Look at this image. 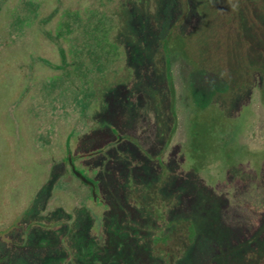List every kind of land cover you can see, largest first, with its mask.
I'll list each match as a JSON object with an SVG mask.
<instances>
[{"label":"rangeland","instance_id":"obj_1","mask_svg":"<svg viewBox=\"0 0 264 264\" xmlns=\"http://www.w3.org/2000/svg\"><path fill=\"white\" fill-rule=\"evenodd\" d=\"M16 4L12 14L14 0H0V32L9 15H18L10 18L9 30L20 39L0 53V226L3 237L11 241L0 236V264H264V0H16ZM34 8L37 15L31 20L27 16ZM76 9V29L67 33V24L73 21H65ZM20 19L23 22L19 23ZM90 20L99 25L94 32L101 40L99 47L110 45L114 49L112 61L107 62L104 49L101 53L94 47L95 62L89 63L84 56L75 72L71 50L82 40L80 28ZM171 32L175 33L170 36ZM39 37L46 39L47 45ZM164 40H169L171 46L176 43L170 62L179 111L168 150L163 152L172 132L166 124L167 113L160 114L158 129L157 124L149 122L143 133L139 124L128 131L120 119L113 118L112 125L119 129L120 136L131 141L145 138L149 144L162 134L159 157L146 170L156 177L174 167L177 190L182 187L184 192L187 188L190 210H186L183 199H173L185 206L170 214V219L191 214V241L179 246V240L171 245L167 241L152 243L153 224L159 227L161 236L170 235V231L161 229L160 222L165 220L158 221L151 214V199L144 200L146 204H135L132 194H126L141 189L137 188V172L143 167L137 165L135 155L125 151L131 143L115 144L119 136L103 122L102 115L103 103L109 104L108 96L114 99L113 95L122 94L123 103L121 67L128 66L137 77V64L145 56L150 66L159 61V68H163ZM155 46L161 54L153 59ZM62 48L69 63L64 69L60 68ZM195 68L209 71L206 76L197 75V83L214 81L215 71L231 89L240 79L249 80L251 87L241 93L236 105L228 101L221 108L218 105L222 120L214 138L220 153L212 154L204 167L191 174L195 163L190 160L187 144L193 106L183 99L187 81L195 80ZM68 72L71 77H66ZM158 74L162 76L161 69ZM160 97L162 110L166 99L162 93ZM90 100L92 112L85 107ZM103 126L106 130L102 134ZM40 127L41 131L46 127L45 135L38 133ZM105 147L104 154L99 152ZM70 148L74 155L96 154L84 156L86 159L81 161L90 165V178H102L98 191L111 207L120 204L123 193L129 202L125 222L130 234L127 242L121 243L125 252L107 246V222L117 215L106 214L99 207L102 205L91 200L90 186L74 178L69 165L63 162ZM224 148L230 157L222 152ZM113 155L117 166L110 168ZM104 156L106 164L102 162ZM120 161L128 164L129 170L121 187L120 182L113 183L115 175H107L115 173ZM150 168H154L152 174ZM93 170L99 171L96 178ZM190 174L194 178L188 186ZM174 180L171 177L170 184ZM63 190L77 191L78 198L63 197L59 201L57 194ZM20 210L22 216H18ZM19 228L29 230L19 237L14 231ZM19 238L23 247L15 246ZM140 248L143 260L132 255V251L140 254Z\"/></svg>","mask_w":264,"mask_h":264},{"label":"flooded vegetation","instance_id":"obj_2","mask_svg":"<svg viewBox=\"0 0 264 264\" xmlns=\"http://www.w3.org/2000/svg\"><path fill=\"white\" fill-rule=\"evenodd\" d=\"M3 1H6V0H3ZM14 2H15V5L13 8L12 14L16 12L15 7L17 8L16 0H14ZM27 6H32V4L28 3ZM12 14L9 15L8 20L3 24V27H2L3 32H0V53L1 54L4 53L5 50L11 49L10 46L16 43L17 40H20V39L14 38V33L9 30L10 21H11L10 18L18 17V15L13 16ZM36 15H37V11L34 8V10H31L29 12L27 17H29L32 20V18L34 16L36 17ZM78 17H79L78 9H76L75 13H72L71 16L70 15L67 16V19L65 21L66 24L70 22V20L73 21V23L70 22L72 23V25L67 24L68 25V30H66L67 33H72L73 31H75L76 28L74 24H75L76 18ZM15 22H16V19H14L13 23ZM20 22H23V21H21L20 19L19 23ZM102 22L103 21L101 20V23ZM73 27H74V30H73ZM77 29H79V27ZM97 29H99V25L95 23V20H90L86 25H83L80 28V32L82 33L81 34L82 40L78 42L77 44H75V46L71 50V54L73 55L71 56V66L72 67L74 66L75 72H77L78 68L81 66L80 59H83L84 56H87L89 63L93 64V61L95 62L94 58L97 57V53L96 51L93 50L94 47L95 48L98 47L97 49L100 48L101 53H103L102 50L104 49V52H106L105 54H107V62L110 63L112 61V58L110 57V55H112L111 52H113L114 49L112 50V48H110L111 47L110 45H108L107 47H102V48L99 47L101 45V40H99V36H96L94 34L95 31H98ZM101 29H103L102 26H101ZM103 31L104 30H102V32ZM99 32H101V30ZM173 33L171 32L170 36H172ZM92 35L94 36L93 38H92ZM60 36L62 35L59 34V37ZM36 38H38L37 35H35V39ZM41 40L43 43H45V45H47L46 39L41 38ZM169 40H171V37L169 38ZM169 40H164L162 42L163 43V47H162L163 54L159 52L158 46H155V48H157V52H154L153 54V59L158 54L163 55V60L165 62L163 64V68H159L161 66V63L159 61H157L158 63H156V61H153L152 65L150 66L147 63L148 61H146L147 58L145 56L141 60V63L137 64V72H138L137 77H135V73L132 71V69L129 70L127 68L128 66L126 67L125 65V67L123 66L120 68L122 75L124 76L125 74L124 77H122L121 75L122 79L120 81L121 83L120 90H121V93L122 91L124 93L123 103H121L122 94L119 97L118 95H113L114 99L108 96L109 104L103 103L102 107L105 105V108L102 109V115H104L103 122L108 123V125L111 126V130L113 134H116L119 136L120 140L116 142L115 144H118L120 142L131 143L126 146L125 151L129 152L132 155H135V161L137 165L139 167H143L142 169L140 168L137 172V175L139 178V181L137 180L138 181L137 188H141V189L139 190L137 189V191L135 192L132 191L133 193H128L126 191V194H130V195L132 194L131 197H134L135 204H139L140 201H141V204H146V203H143V201L144 200L147 201V199H151L152 207H153L151 214L154 216L156 220L158 219V221H160L159 218H162L163 220H165L163 223L160 222L161 229L162 230L168 229L170 231V235L161 236L160 230H158L159 227L153 224L154 225L153 230L150 229V231L154 233L153 236H151L153 237V239H151L152 243L154 244L155 242L159 243L160 241H163V242L167 241V244L171 245L172 243L176 242V240H179L177 242L178 243L177 246H179L181 242H184L185 245H187L191 241V226H192L191 214H189L188 217L186 215H183L182 217L180 216L178 219H176V217H171L170 219V214H172V212L175 210L184 208L185 205L183 204H187V201H186L187 199L186 194H188L186 193L187 188L184 187L185 188L184 192L182 191V187H180L177 190L176 188L177 183H175V180H174L175 178L174 171L176 169H174V167L171 169L166 167L167 169H165V171L163 170L156 177L154 175L149 176V171L146 170V168L150 167L153 164V161L157 159V157H159V153L157 152V150L159 148L160 139L163 137L162 134L157 136L156 140L153 139V141L149 144L145 138H138L137 140L131 141L130 139L120 136L121 133L119 129H117L116 126L112 125L113 118H115V120L120 119L121 122H123L125 129L128 128V131L129 129L132 130L133 125L136 126L137 128L139 124L142 127L140 129L142 130V132L140 133H143L149 127V125H147V123L149 122L151 125L154 123L157 124V129H158L159 124H160V114L164 115L165 113H167L168 123L166 124L170 125L169 128L172 132L167 138L166 145L163 148L164 150L163 152H166L168 150V145H170L172 141V136L174 134L173 132L177 124L176 114L179 113V111L177 110V105H176V101L178 99V88L176 85L175 74L172 71L171 62H170V60L172 59V55L175 53L173 46H176V43L173 46H171L170 45L171 43L169 42ZM26 43L28 45L29 42H26ZM180 52L183 53L182 50ZM41 53H46V52H41ZM60 54L63 60V67H60V68L64 69L69 64L67 62V57H66L67 54H66L65 49L62 48ZM31 55H32V52H31ZM40 59L43 60L42 57ZM32 60H33V56L27 64L29 67L32 65L31 63ZM160 69H161V72H163L161 77L158 74V71ZM207 72L209 71L202 72L195 68L194 72L192 73V78L193 79L197 78V75L201 77L200 74L206 76L205 73ZM212 72L215 74V76L216 75L219 76L220 79L216 76L214 81H209L207 84H204L203 80L200 83H197L196 79L193 82L191 80L190 83L188 80L185 86L186 95H184L183 101H185V103L188 101V105L190 107L193 106L192 108L193 118L191 119V123L189 127V141L187 144L189 146V152L191 154L190 160L195 163L193 168H191V171H192L190 172L191 174H193L194 172L197 173L202 166L204 167L209 162L208 159L210 158L212 154H214L215 152L216 154L220 153L219 148H216L215 146V138H214V135L218 130V125L220 124L222 120L221 119L222 112L218 109V105L221 108V104H223V102H226V101L232 102L231 103L232 105H236L240 101L241 93L244 94L251 87V83H248L249 80L244 79L241 82V79H240L238 82H235L234 88L231 89L229 86V83L221 75L217 74L215 71H212ZM68 75L69 77H71V74L69 72L68 74H66V77H68ZM261 85H262L261 89L264 88V83ZM128 92H129V95L127 94ZM88 93L90 94L91 90H89ZM161 93H162L163 99H166V102H168V103L165 102L162 110L160 108ZM102 99L104 100V98ZM129 104H130V107H129ZM151 106H152V109H151ZM29 107H30V104H29ZM85 107L88 108L89 112L94 111L92 109V102L91 104L85 103ZM149 116L151 118V121L149 120ZM43 119L46 120L45 115ZM41 127L38 133H40V135L42 133L45 135L46 127H44L42 131H41ZM104 130H106V128L103 126L102 134L105 133ZM40 139H42V137H40ZM90 143L93 144V141H90ZM164 143H165V140H164ZM44 145L46 146V144ZM106 149L107 147H105L104 149H100L99 152H103L104 154ZM46 151L47 150H45V152ZM222 152L226 153L225 155L226 157H230L229 150L224 148ZM66 153H67V156L63 158V162L66 165H69V170L73 174L74 178L78 180L80 179L85 185L90 186L92 190L91 200L94 203L96 202L98 205H102L99 207H103V210L106 214L117 215L116 218L111 217L109 221L107 218H105V221H108L107 222L108 232L105 234V236L107 237L106 239L107 246L111 248L120 247L123 251L124 250L126 251V247L125 246L123 247L121 243L123 241L127 242V236H129L128 234H130L128 233L129 231L128 225L125 222V219H127L126 218L127 211L125 207L127 206L129 207L130 204L129 202H126L124 200V193H123V196H121V193L119 194L121 196L120 204L116 205L115 207H111L102 197L101 192L98 191V186L100 187V180H102V178L100 179L97 178L98 181H95L93 180V178H90L89 177V173L91 171L90 165L84 164L85 162L83 163V161H81L82 159L83 160L86 159V158H83L84 156L93 157L96 154L93 152V153L85 154V155H81L79 153L74 155V152L72 151L71 148L69 152H66ZM164 154L165 153H163V155ZM40 157L42 159L44 158V155L40 153ZM115 159L116 157H114V161L110 163L109 165L110 168H113L116 165L115 163H117V161L115 162ZM187 161L189 160H186V162ZM102 162L105 164L107 163L106 156L102 158ZM77 163H80V165H78ZM159 163H160V159L158 160V164ZM118 165H120L119 168H114L115 173H108L107 175L109 176L115 175L114 176L115 178H112L113 183L116 185L118 181L121 183L119 184V187H121L122 182H124L125 179L126 181L128 179L129 170L127 169L128 164L123 165L122 161L118 162ZM149 170L151 174L154 172V168H150ZM188 173H189V170H188ZM98 174H99L98 170H93V175L95 176V178L97 177ZM130 174H132L131 171H130ZM191 174L189 176V180L187 181L188 186H190L188 183L190 182V179L194 178ZM171 177H173V180H174L172 184H170L171 180L169 181ZM178 177L181 179L180 176ZM107 178H110V177H107ZM194 185L197 186V183H194L193 186ZM62 192H64L65 194L62 195ZM68 194L70 196H67ZM63 197H70L67 199H75V198H78V192L74 190L72 192H67L63 190L57 194V198H59V201H61ZM100 199H102L103 203ZM173 199H183V204H181L177 200L173 202ZM159 200H162V201H159ZM155 204H157L156 207H155ZM137 207L136 209H138ZM72 209H75V207H72L71 210ZM186 210H190V206L188 204H187ZM22 214L24 213H21V210H20L18 212V216L19 215L22 216ZM75 217L76 216L74 215L73 220L75 219ZM181 218H184V219L181 222H178L179 219ZM31 223L32 224L30 225H34L33 222ZM35 224H38V223L36 222ZM39 224L42 225L41 223ZM1 227L2 226H0V236H2V238H4L6 241L11 242L10 239L7 240L5 237H3V235L1 234ZM177 229L179 230V233H177L176 231ZM28 230L29 229L26 230V228H23V229L19 228L18 230L14 229L15 235L19 237H23L25 235V231H28ZM181 230L184 231V234L180 232ZM176 235L179 236L180 238L176 239ZM15 241H14V244H16ZM145 241L147 242L148 240H145ZM21 242L23 241H20V238L17 239V244L15 246L23 247L19 245ZM142 243H143V240L141 241V244ZM18 247H15V248H18ZM140 252H141L140 254H137V253L134 254L135 252L132 251V255L141 256V257H138V259L143 260L144 258H143L142 248H140ZM113 257L118 258L120 256L114 255Z\"/></svg>","mask_w":264,"mask_h":264}]
</instances>
